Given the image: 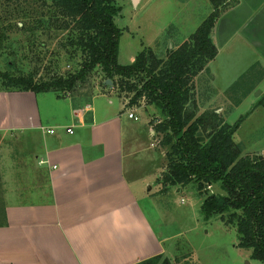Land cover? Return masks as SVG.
<instances>
[{
  "label": "crops",
  "instance_id": "obj_1",
  "mask_svg": "<svg viewBox=\"0 0 264 264\" xmlns=\"http://www.w3.org/2000/svg\"><path fill=\"white\" fill-rule=\"evenodd\" d=\"M228 1L211 35L217 56L197 79L212 71L220 94L246 80V101L260 89L246 119L264 123V0ZM136 111L111 87L89 103L0 91V264H138L159 255L177 264L140 206V186L128 181L141 153L139 119L128 117ZM251 145L264 152V131Z\"/></svg>",
  "mask_w": 264,
  "mask_h": 264
},
{
  "label": "trees",
  "instance_id": "obj_2",
  "mask_svg": "<svg viewBox=\"0 0 264 264\" xmlns=\"http://www.w3.org/2000/svg\"><path fill=\"white\" fill-rule=\"evenodd\" d=\"M11 2L0 1V7ZM208 2L212 12L178 49L168 51L163 59L145 48L130 65L117 61L122 31L115 24L119 8L113 0H50L46 15L40 12L36 18L13 11L10 18L18 17L21 25L0 26V49L8 40L6 31L22 30L34 43L37 32L49 31L50 23H55L57 30L65 32L60 47L75 69L65 76L38 80L33 73L14 76L0 72V91L52 92L59 98L89 103L94 92L79 90L99 69L104 79L111 81V88L128 98V107L144 102L160 112L162 119H154L151 125L154 134L161 136L160 146L168 149L165 171L159 179L163 191L193 184L203 197L207 186L220 184L226 195L204 199L202 214L206 219L219 216L224 225L234 226L238 248L251 250L250 258L264 264V156L241 157L240 147L234 142V135L250 112L233 125L226 124L215 112L197 115L195 81L217 56L211 39L213 28L235 4L228 0ZM138 264L171 263L159 255Z\"/></svg>",
  "mask_w": 264,
  "mask_h": 264
},
{
  "label": "rangeland",
  "instance_id": "obj_3",
  "mask_svg": "<svg viewBox=\"0 0 264 264\" xmlns=\"http://www.w3.org/2000/svg\"><path fill=\"white\" fill-rule=\"evenodd\" d=\"M13 1L16 0L0 7V26L3 28L7 24L12 27L16 23L21 25L18 17L10 18L13 11L27 12L36 18L40 12L46 15L50 5V0ZM113 1L119 8L115 24L122 31L117 58L120 65L133 63L136 55L145 48H151L158 58H166L168 51L178 49L212 12L208 0H192L188 6L174 0H142L141 3L138 0L135 4L133 0ZM50 26L49 31L42 29L37 32L34 43L32 36L22 30L13 28L6 31L8 40L0 49V72H8L14 76L33 73L36 80L53 79L73 72L75 64L67 61L66 52L60 47L64 43L65 32L57 30L58 25L55 23H50ZM40 43H43L42 47L39 46ZM211 72L207 71L195 81L197 115L222 108L223 111L216 114L223 116L221 119L226 124L233 125L240 116L251 113L254 107L249 105V100L258 101L261 98L258 95L260 89L249 96L248 102L241 99L244 91L248 89L244 86L246 80H240L229 92L216 93L211 86ZM222 73L224 75L226 72ZM251 75L255 79L256 73L252 72ZM105 82L98 69L79 91H93L95 94L101 88L109 90L108 87L111 86L107 87ZM115 93L118 94L116 89ZM120 96L127 104L128 98L125 95ZM260 102L261 100L257 103ZM135 108L139 119L136 125L140 133L141 153L129 162L132 171L128 174V181L136 189L140 186L145 196L141 197L140 206L157 240H164L161 247L165 251V257L175 260L177 264H263L250 258L251 250L238 248L239 237L234 226L224 225L219 216L206 219L202 214L200 207L204 199L226 195L220 184L207 186L203 197L198 194L193 184L185 187L173 186L163 191L159 179L165 171V155L168 149L160 146L161 136L150 134L148 124L154 119H162L161 114L144 102H140ZM263 131L264 123L256 114L243 121L238 133L234 135L241 157L264 156V152H256L251 147L254 139ZM243 140L248 148L244 146Z\"/></svg>",
  "mask_w": 264,
  "mask_h": 264
},
{
  "label": "built area",
  "instance_id": "obj_4",
  "mask_svg": "<svg viewBox=\"0 0 264 264\" xmlns=\"http://www.w3.org/2000/svg\"><path fill=\"white\" fill-rule=\"evenodd\" d=\"M128 117H129V119H132L134 121L138 120V118L132 113L128 114ZM49 133H53V131H49ZM67 133L71 134L72 132H71V130H67Z\"/></svg>",
  "mask_w": 264,
  "mask_h": 264
},
{
  "label": "water",
  "instance_id": "obj_5",
  "mask_svg": "<svg viewBox=\"0 0 264 264\" xmlns=\"http://www.w3.org/2000/svg\"><path fill=\"white\" fill-rule=\"evenodd\" d=\"M133 2H134V4L137 2V0H133ZM105 84L107 85V86H111L112 85V83H111V81H106L105 82Z\"/></svg>",
  "mask_w": 264,
  "mask_h": 264
}]
</instances>
